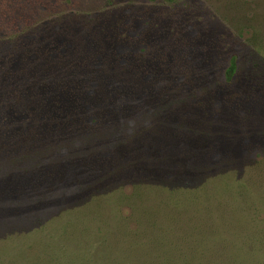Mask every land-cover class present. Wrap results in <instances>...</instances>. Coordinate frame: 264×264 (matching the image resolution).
I'll return each mask as SVG.
<instances>
[{
	"label": "rangeland",
	"instance_id": "374dc122",
	"mask_svg": "<svg viewBox=\"0 0 264 264\" xmlns=\"http://www.w3.org/2000/svg\"><path fill=\"white\" fill-rule=\"evenodd\" d=\"M0 264H264V0H0Z\"/></svg>",
	"mask_w": 264,
	"mask_h": 264
},
{
	"label": "trees",
	"instance_id": "16d2710c",
	"mask_svg": "<svg viewBox=\"0 0 264 264\" xmlns=\"http://www.w3.org/2000/svg\"><path fill=\"white\" fill-rule=\"evenodd\" d=\"M236 68H237V64L236 61L233 59L229 68L227 69V74L229 77H231L235 73Z\"/></svg>",
	"mask_w": 264,
	"mask_h": 264
}]
</instances>
